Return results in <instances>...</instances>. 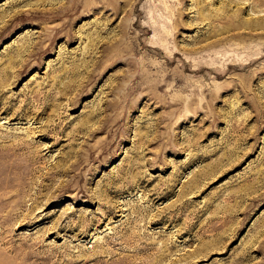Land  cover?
<instances>
[{"label":"rangeland","instance_id":"374dc122","mask_svg":"<svg viewBox=\"0 0 264 264\" xmlns=\"http://www.w3.org/2000/svg\"><path fill=\"white\" fill-rule=\"evenodd\" d=\"M0 264H264V0H0Z\"/></svg>","mask_w":264,"mask_h":264}]
</instances>
